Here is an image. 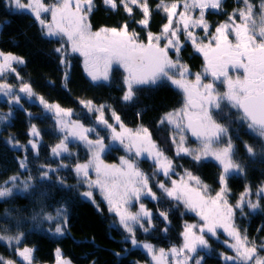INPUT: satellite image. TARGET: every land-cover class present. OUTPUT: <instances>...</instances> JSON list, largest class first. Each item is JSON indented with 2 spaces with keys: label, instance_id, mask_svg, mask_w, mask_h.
Returning <instances> with one entry per match:
<instances>
[{
  "label": "snow or ice",
  "instance_id": "6c2138e0",
  "mask_svg": "<svg viewBox=\"0 0 264 264\" xmlns=\"http://www.w3.org/2000/svg\"><path fill=\"white\" fill-rule=\"evenodd\" d=\"M5 2L12 14L32 15L42 34L60 44L54 51L60 54V62L65 67H70L69 57L79 53L83 58L84 70L93 82L109 81L113 65L122 68L124 102H132L136 89L142 86L152 87L164 82L174 86L182 94L183 103L162 114L158 123L170 127L175 156L189 157L194 163L212 159L222 170L218 175L220 187L211 194L209 186L203 184L190 169L176 172L177 165L173 158L152 138L149 128L143 125L130 128L110 105H97L92 100L84 99H80L79 103L91 123L86 125L79 118L73 119L75 113L72 109L48 102L35 93L31 83L20 75L17 66L26 63L23 57L0 50V97L9 106L7 113H0V123H9L14 118V107L24 111L29 121L48 116L54 121V130L59 135L58 143L50 147L51 157L76 158L72 164L60 159L56 167L37 165L36 178L31 175L27 155L17 158L19 169L28 175L26 178L12 175L0 183V199L13 194L35 193L38 187L34 180L41 184L50 182V174L55 173L58 186L68 190L83 187L86 190L78 194L93 203L95 190H99L108 211L117 217L113 226L123 230V239L130 242L132 248H142L150 256V264H204L205 257L200 253L212 252L209 238L231 250V255L218 253L224 264H264V255H261L264 252V238H259V243L257 239H250L247 230L236 223L237 212L243 217L247 215L245 208L253 213L261 208L264 183L254 193L250 185H245L235 204L230 202L228 178L243 174L245 166L234 159L229 126L217 119V115L221 118L225 115L223 106L230 107L238 113L239 121L264 141V0H259L258 5L253 0H239L242 6L225 13L227 20L219 22L214 31L206 19V12L223 11V0H158L155 9L150 6V0H102L112 10L123 6L130 17L133 6L138 8L141 18L133 23L145 29L146 41L141 40L134 29H129L128 21H124L119 28L93 31L90 16L96 7L95 0ZM153 10L165 16L158 33L149 29ZM197 29L203 31V37L198 35ZM185 42H190L194 50L202 54L204 74L212 77L211 82L205 83L201 73H191L188 66L181 62L179 53ZM170 51L176 53L175 59L170 56ZM240 70L242 74H231ZM9 75L16 78L17 84L8 82ZM193 75L194 79H189ZM63 80H68L67 72ZM216 81L225 86L223 92L218 91ZM22 99L40 106L43 115L34 117L33 113L23 108ZM106 109L111 122L106 118ZM231 122L229 120V124ZM189 134L195 138L196 146L189 145ZM27 135L30 137L27 146L20 144L11 134L5 143L13 150L27 151L30 146L38 158L41 130L35 123H30ZM70 145H77L86 151L84 162L79 161L78 154L70 150ZM245 149L249 157L258 155L248 144H245ZM114 150H122L125 154L119 157L118 164L105 163L103 155ZM261 154H264V148ZM142 158L152 162L150 174L141 169ZM69 168L77 179L76 185H66L64 178L58 175L62 169ZM92 172L95 173L94 179ZM160 175L165 179H158ZM173 176L178 178L173 179ZM153 184L159 190V195L154 191ZM39 195L43 197L45 193L41 191ZM253 195L255 200L251 198ZM144 198L173 202L174 207L182 206L194 212L200 221L186 222L181 233L182 243L172 245L167 250L156 248L147 241H138L137 229L146 234L154 228L153 212L143 203ZM134 205L138 206L135 211L132 210ZM96 207L99 210V204ZM157 214L167 225L168 211L158 208ZM32 220L48 222L53 227L47 231L62 235L67 224L66 208L60 205L48 212L41 201V209L32 216ZM16 227L19 229L18 224ZM221 230L226 237L222 241ZM163 231L166 232L167 227ZM8 233L9 229L0 230V242H4L5 246L14 245L13 254L25 264H33L34 249L20 247L25 233L19 230ZM123 251L128 252L129 249L124 248ZM56 257V264H71L70 260L61 256L60 249H56ZM0 264H16V261L0 255ZM91 264H95V261ZM132 264L139 262L133 261Z\"/></svg>",
  "mask_w": 264,
  "mask_h": 264
},
{
  "label": "trees",
  "instance_id": "16d2710c",
  "mask_svg": "<svg viewBox=\"0 0 264 264\" xmlns=\"http://www.w3.org/2000/svg\"><path fill=\"white\" fill-rule=\"evenodd\" d=\"M52 3V0H46ZM158 0H150V6L155 9ZM259 3V0H253ZM95 9L90 16V22L94 31L100 28H119L124 21H128L129 29L139 33L141 40H146V31L143 27L133 23L141 18L138 8L133 6V14L130 17L125 13L123 6L116 10L104 5L102 0H95ZM239 0H223V11L208 10L206 19L210 23L211 30L222 21L227 20L225 13H231L234 8L241 7ZM165 22V16L153 10L149 29L153 33L160 31V26ZM182 40L184 39L183 36ZM60 44L56 40L45 37L34 17L29 14H12L5 0H0V50L12 52L24 58L26 63L17 66L20 75L31 83L33 90L38 95H42L48 102L59 103L64 108L72 109L75 119L79 118L86 125L91 120L86 115L85 110L79 103L80 99L92 100L95 104H108L121 116L126 126L136 128L143 125L152 133V138L163 148L169 157H172L177 165L176 172L182 173L183 169H190L199 176L202 183L209 186V192L214 194L220 187L218 175L221 167L214 160H204L194 163L189 157H176L174 147L170 140V127L167 124L159 125L158 121L162 114L178 108L183 103L182 94L171 84L164 82L157 86H142L136 89L135 99L132 102L122 101L124 72L120 68H114L108 82L93 83L87 77L83 61L80 56L69 57L70 67H65L60 62V54L54 51ZM181 62L186 64L191 73H201L204 70V59L202 54L196 52L190 42H185L180 51ZM68 73V80H63L64 73ZM189 79H194V75ZM210 79V78H207ZM8 82L17 84L13 75H9ZM222 91L224 86L222 85ZM23 108L34 114V117L43 115L42 108L36 104H29L22 99ZM224 107V117L217 115L219 122L226 124L230 128V136L234 144V159L245 166V172L240 175H231L228 178V186L231 189L229 200L235 204L239 194L244 191L245 185H250L253 189L264 183V141L251 132L246 124L240 122L236 110ZM3 113L9 111L6 102L0 104ZM14 118L9 123H0V183L7 180L12 175H21L26 178L28 173L21 172L18 167L17 158L27 155L31 175L36 178L38 175L37 165L48 164L56 167L61 158L51 157L50 147L58 143L59 135L54 130V121L44 116L43 119L34 118L29 121L25 112L12 109ZM137 113H140L138 116ZM106 118L111 122L110 113L106 109ZM229 120L232 122L229 124ZM35 123L41 130V145L38 158L32 152L30 146L27 151L24 149L13 150L5 141L9 135L15 137L20 144L26 145L30 139L27 135L29 124ZM104 135V132L101 131ZM15 143V141H13ZM188 143L191 146L196 144L195 138L189 134ZM245 144L252 146L258 153L254 158L246 153ZM78 154L79 161L84 162L87 158L86 151L77 145L71 148ZM125 153L122 150L107 152L104 160L108 163H116L119 157ZM75 157H64L63 162L72 164ZM182 166V167H180ZM140 167L145 173H151L152 162L148 159L140 160ZM51 175L50 182L40 183L34 180L38 187L35 193L25 195L13 194L11 197L0 199V230L9 229L8 234L17 230L25 233L20 247H31L34 249V263L53 264L56 262V249H60L61 256L68 259L73 264H132L133 261L144 263L148 260L147 255L139 248H132L130 242L123 239V230L114 227L117 220L113 213L108 211V205L100 194H96V202L79 195L86 189L83 187L68 190L57 185V174ZM58 175L64 178L66 185H76L77 179L71 170L62 169ZM173 179L178 177L173 176ZM158 179H165L162 175ZM154 191L159 190L155 188ZM45 195L41 197L40 192ZM253 200L256 197H251ZM41 201L45 211L51 212L53 208L63 205L66 208L67 224L62 235H54L47 231L53 227L48 222L32 220V216L41 209ZM148 209L153 212L154 228L149 233H143L139 229L136 231L138 241H149L158 247L169 248L172 245L180 244L181 233L186 222H197L196 216L187 213L184 208L174 207L173 202L161 200L159 202L144 198ZM261 208L254 213L245 208L247 215L241 216L236 213V223L241 229H246L250 239L264 238V199H261ZM99 204V210L96 207ZM138 207V206H137ZM135 207V210L136 208ZM169 213L166 223L157 214V210ZM200 221V220H199ZM194 223V222H193ZM199 223V222H198ZM19 225L17 229L16 225ZM167 227V231H163ZM222 237V234H220ZM210 239V238H209ZM224 239H220L221 241ZM216 251L227 252L226 245L215 239L210 241ZM14 245L5 246L0 242V255L5 259H13L17 264L24 262L13 254ZM128 248V252L123 249ZM217 252V251H216ZM119 253L120 255H115ZM264 252L261 253V255ZM204 264H224L218 254L207 255Z\"/></svg>",
  "mask_w": 264,
  "mask_h": 264
},
{
  "label": "rangeland",
  "instance_id": "374dc122",
  "mask_svg": "<svg viewBox=\"0 0 264 264\" xmlns=\"http://www.w3.org/2000/svg\"><path fill=\"white\" fill-rule=\"evenodd\" d=\"M24 2H26V0H24ZM45 3H47L46 2V0H45ZM208 12V11H207ZM206 12V13H207ZM49 19H50V16L48 15V14H45ZM194 15H196V13H194ZM210 24V23H209ZM93 30V29H92ZM94 31V30H93ZM197 31V33H198V35H200L201 37H203V35H204V33H203V31L201 30V29H197L196 30ZM181 39H182V37H181ZM230 39H233L234 40V37L233 36H230ZM146 41V40H145ZM207 41L205 40V43H206ZM163 43V42H162ZM170 56H172L173 57V59H175V56H176V53L174 52V51H170ZM72 55H77V56H80L79 55V53H74V54H72ZM71 55V56H72ZM179 56H180V53H179ZM81 57V56H80ZM82 58V57H81ZM82 61H83V58H82ZM120 68L119 66H117V65H113V68H112V70L114 69V68ZM122 71H123V69L122 68H120ZM112 72V71H111ZM86 73V72H85ZM201 74L204 76V82L205 83H207V82H211L212 81V77L210 76V75H208V74H204V70H203V72H201ZM233 76H235V75H237V74H242V71H240L239 73H237V72H232L231 73ZM87 75V74H86ZM88 77V76H87ZM110 77H111V73H110ZM89 78V77H88ZM207 78H210V79H207ZM90 79V78H89ZM90 81H91V79H90ZM91 82H93V81H91ZM100 82H105V81H98V82H93V83H100ZM108 82V81H107ZM215 85H216V87H217V89H218V91H221V92H223L222 91V88H220L223 84H221L219 81H216L215 82ZM224 86V85H223ZM224 89H225V86H224ZM4 100V98L3 97H0V104L2 103V101ZM4 111L3 110H1L0 109V113H3ZM73 119H75L74 117H73ZM171 133V132H170ZM72 146H74V145H70V150H72L71 148H72ZM194 146H196V144L194 145ZM73 151V150H72ZM105 155H106V153L103 155V159H104V157H105ZM64 158V157H63ZM63 158H61V159H63ZM143 159V158H142ZM208 160H212V159H208ZM104 162L105 163H108V162H106L105 160H104ZM119 163V161L118 162H116V163H108V164H118ZM91 176H92V178L94 179L95 178V173L94 172H92L91 173ZM231 176V175H230ZM204 184V183H203ZM260 186V185H259ZM258 186V187H259ZM252 188V187H251ZM257 189V188H256ZM256 189H253L252 188V191H253V193L256 191ZM96 194H100L99 193V190H95V199H96ZM86 198V197H85ZM88 199V198H87ZM95 202H96V200H95ZM135 207H137V205H134L133 206V208H132V210L133 211H135ZM184 208V207H183ZM184 210L187 212V213H189V214H192V215H195L197 218H196V221L197 222H195V221H193L194 223H198L199 222V220H200V218L194 213V212H191V211H188V210H186L185 208H184ZM117 218V217H116ZM193 222H187V223H193ZM220 234H222V237H220V239H222L223 237H224V239L226 238L225 236H224V234H223V232H222V230H221V233ZM212 239L210 238V241H211ZM143 242V241H142ZM147 242H149V241H147ZM151 243V242H150ZM181 243H182V241H181ZM180 243V244H181ZM151 244H153V243H151ZM180 244H176V246H179ZM211 244V243H210ZM154 245V244H153ZM156 248H161V247H158V246H156V245H154ZM163 248V247H162ZM170 248V247H169ZM169 248H164V249H169ZM211 248H212V252L210 253L211 255H214L215 253H220V252H224V253H227V254H229V255H231L232 254V252H231V250L229 249V248H227L226 247V249H227V252H225V251H221V250H219V249H216V251L214 250V248L212 247V244H211ZM139 249H141L146 255H147V253L142 249V248H139ZM210 254H207V253H205V252H201L200 253V255H202V256H204V257H206L207 255H210ZM262 255H264V253L262 254ZM33 257H34V252H33ZM147 257H148V260L146 261V262H144V263H139V264H150V261H151V258H150V256H148L147 255ZM66 259V258H65ZM66 260H68V259H66ZM169 260L171 261V256H169ZM17 264V263H16ZM24 264H25V262H24ZM33 264H36V263H34V260H33ZM45 264H50V263H45ZM53 264H56V262L55 263H53ZM71 264H73V263H71Z\"/></svg>",
  "mask_w": 264,
  "mask_h": 264
},
{
  "label": "flooded vegetation",
  "instance_id": "af4514ba",
  "mask_svg": "<svg viewBox=\"0 0 264 264\" xmlns=\"http://www.w3.org/2000/svg\"><path fill=\"white\" fill-rule=\"evenodd\" d=\"M240 71H242V70H240Z\"/></svg>",
  "mask_w": 264,
  "mask_h": 264
}]
</instances>
